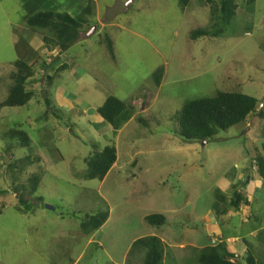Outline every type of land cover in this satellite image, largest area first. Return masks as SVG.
<instances>
[{"label": "rangeland", "instance_id": "374dc122", "mask_svg": "<svg viewBox=\"0 0 264 264\" xmlns=\"http://www.w3.org/2000/svg\"><path fill=\"white\" fill-rule=\"evenodd\" d=\"M22 1L0 0V80L7 82L15 60L30 64L32 51L38 57L26 83L28 104L0 108V264H142V253L130 248L146 236L163 242V264H197L198 251L218 243L232 262L247 264L251 256L264 264V181L251 167L256 153L264 156V0H235L232 18L215 26L221 33L196 40L190 32L213 29L219 0H191L185 8L178 0H54L52 10L72 17L83 4L93 6L62 55L46 50L42 33L23 31ZM20 39L31 51L15 47ZM56 59L68 69L45 71L42 61ZM46 75L55 77L48 98L58 119L44 115ZM218 92L252 96L257 110L211 140L184 142L177 134L181 107ZM108 96L135 110L117 131L96 114ZM17 126L31 138V159L40 161L12 176L11 155L29 153L17 144L5 151ZM109 145L116 161L104 179H84L93 146ZM34 174L40 182L31 195ZM19 195L30 212L14 208ZM101 212L108 213L104 224L82 234L85 215ZM151 214L163 215L165 225L148 224Z\"/></svg>", "mask_w": 264, "mask_h": 264}, {"label": "trees", "instance_id": "16d2710c", "mask_svg": "<svg viewBox=\"0 0 264 264\" xmlns=\"http://www.w3.org/2000/svg\"><path fill=\"white\" fill-rule=\"evenodd\" d=\"M50 1V0H49ZM191 0H178L179 4L185 8L189 5ZM253 1V0H248ZM218 8L213 9V20L212 30L211 29H197L190 32V39L196 40L198 38L215 37L221 32L214 30L216 24L221 22L229 21L235 14L237 4L235 0H219ZM46 6V7H45ZM51 2L48 5L41 0L35 4L33 2H27L23 5L24 8V26L34 33H42L43 45L47 48V51L57 49L60 55L64 53L71 45L76 43L79 39L80 34L86 26L88 16L93 12V6L91 2L80 10V14L77 17H72L67 12H58L52 10ZM88 17V18H87ZM26 41V40H25ZM106 48L109 54L112 56V42L106 36L104 37ZM24 40L20 39L16 45H23ZM28 51H31L27 45L20 46ZM24 51H19L18 56H22ZM28 59L30 64L26 61L15 60L8 76L7 82L0 80V91L1 88L6 85L7 87L6 96L0 102V108L3 107H24L28 104L30 99L33 97V92L26 89V83L29 78L33 76V69L31 61L38 60L37 52L32 51L29 53ZM60 59H56L52 63H46L42 61L41 65L44 66L45 71L58 65L54 73L68 69L66 63H57ZM9 69V67L7 68ZM161 71L154 74L155 77L160 76ZM54 75H46L47 87L45 88V105L46 110L44 115H52L57 118L58 115L53 113L51 109L50 101L48 98L49 88H51ZM158 79V78H156ZM157 84L158 80H156ZM48 93V94H47ZM258 101L252 97L239 92H218L213 97L200 98L186 102L178 113V136L184 142L192 141H208L211 140L218 132L225 131L233 126L245 122L250 114H253L257 110ZM134 107L130 102L122 101L116 97L108 96L101 106L96 108V114L105 123L111 126L115 131L119 130L126 122H128L134 115ZM58 119V118H57ZM8 139H10V146L5 151H9L17 144L20 148L27 149L29 152L25 158L19 160H13L10 157L11 162L7 164L9 170H17L18 174H21L25 167L32 165L33 161H40V158L35 155L32 160V148L33 143L30 136L22 131L21 126L10 129L7 133ZM16 142V143H15ZM95 152L86 161V172L84 179L92 180L98 179L103 180L111 166L116 161V148L113 145L105 146L102 150H98L97 147L93 146ZM264 148V144H263ZM97 150V151H96ZM256 152L258 150L256 149ZM251 167H255L257 170V176L264 181V156L256 153L255 158L251 161ZM17 177V176H16ZM16 180L15 176L13 178ZM40 177L37 174L32 175L28 180V193L33 195L39 186ZM23 189V187H22ZM17 192V189H15ZM234 200L231 201L235 209L238 208L240 203V196L234 192ZM19 206L14 207L17 212L25 214L31 211L30 206L23 199L22 195L18 196ZM41 202V199H37ZM246 202L245 200H243ZM22 208H21V207ZM108 218L107 212H101L93 215H85L80 221L79 230L82 234L89 235L93 231L99 229ZM145 221L156 227L165 225L166 219L161 214H151L146 216ZM142 253V264H163L164 262V244L156 236H146L136 239L130 248L131 252ZM235 256L230 254L226 247L222 243H218L214 246H207L198 251L196 255L197 264H242L239 262H232ZM247 264H254V260L251 256L246 259Z\"/></svg>", "mask_w": 264, "mask_h": 264}, {"label": "crops", "instance_id": "0c3cea01", "mask_svg": "<svg viewBox=\"0 0 264 264\" xmlns=\"http://www.w3.org/2000/svg\"><path fill=\"white\" fill-rule=\"evenodd\" d=\"M40 1H41V0H23V1H22V4H21L20 7H21V8L23 9V11H24L23 5L26 4L27 2H33V3L35 4V2L38 3V2H40ZM53 1H54V0H50V1H49V0H44V2L48 5V7H49V5H50V2H51V6H53V5H52V2H53ZM85 6H86V5L83 4L82 8L85 7ZM65 7H67V6H65ZM23 16H24V13H22V19H23ZM27 30H28L27 28H24V29H23L24 32H28ZM56 52H57V51H56ZM57 54H58V53H57Z\"/></svg>", "mask_w": 264, "mask_h": 264}, {"label": "water", "instance_id": "95a60500", "mask_svg": "<svg viewBox=\"0 0 264 264\" xmlns=\"http://www.w3.org/2000/svg\"><path fill=\"white\" fill-rule=\"evenodd\" d=\"M45 208L48 209V210H54V208H52V207H50L48 205H46Z\"/></svg>", "mask_w": 264, "mask_h": 264}, {"label": "clouds", "instance_id": "9594fccd", "mask_svg": "<svg viewBox=\"0 0 264 264\" xmlns=\"http://www.w3.org/2000/svg\"><path fill=\"white\" fill-rule=\"evenodd\" d=\"M82 33V32H81ZM81 35V34H80ZM80 38V37H79ZM78 41V40H77ZM205 142V141H204ZM211 246H214V245H211ZM204 248V247H203Z\"/></svg>", "mask_w": 264, "mask_h": 264}]
</instances>
